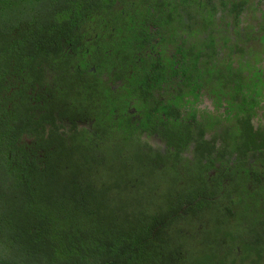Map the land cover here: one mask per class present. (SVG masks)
I'll list each match as a JSON object with an SVG mask.
<instances>
[{
  "label": "trees",
  "instance_id": "trees-1",
  "mask_svg": "<svg viewBox=\"0 0 264 264\" xmlns=\"http://www.w3.org/2000/svg\"><path fill=\"white\" fill-rule=\"evenodd\" d=\"M129 2L132 9L128 0H0V264H238L235 249L259 255L241 264H263V237L234 248L221 233L216 211H207L220 208L205 204L201 168L192 172L179 151L183 161H160L111 125L131 98L109 97V60L95 33L116 52L112 42H140L149 23L173 26L169 0ZM87 51L100 55L96 72L81 61ZM11 68L17 102L5 114L2 78ZM35 88L54 98L52 121L60 105L75 106L85 94L98 140L50 130L46 143V105L42 114L28 94ZM37 119L28 145L23 136ZM249 197L241 192V209L250 208Z\"/></svg>",
  "mask_w": 264,
  "mask_h": 264
},
{
  "label": "flooded vegetation",
  "instance_id": "flooded-vegetation-1",
  "mask_svg": "<svg viewBox=\"0 0 264 264\" xmlns=\"http://www.w3.org/2000/svg\"><path fill=\"white\" fill-rule=\"evenodd\" d=\"M169 1L174 7L172 28L149 23L136 44L114 48L112 42L114 52L95 33L97 47L109 60V97L121 93L122 98H131L123 111L114 113L111 125L133 145L158 152L160 161L180 157L192 172L201 168L202 175H197L208 194L205 204L220 208L207 211H216L221 233L235 242V248L256 236L264 238V0ZM134 6L128 0V9ZM159 11L154 5V15ZM100 59L94 51L81 57L87 72H96L94 62ZM2 82V110L12 113L17 102L14 68ZM28 94L33 106L43 108L42 114L46 105L49 145L50 130L62 138L77 133L98 140L101 133L85 94L76 107L60 105L53 121L52 95L44 88ZM38 120L23 136L28 145L35 141L31 136ZM241 192L254 197L258 193L248 210L236 201ZM250 212L259 220L249 221ZM235 251L238 264L247 257L259 258L256 252Z\"/></svg>",
  "mask_w": 264,
  "mask_h": 264
},
{
  "label": "rangeland",
  "instance_id": "rangeland-1",
  "mask_svg": "<svg viewBox=\"0 0 264 264\" xmlns=\"http://www.w3.org/2000/svg\"><path fill=\"white\" fill-rule=\"evenodd\" d=\"M122 4H120L119 2L117 3V9L120 11V12H122L123 13V10H124V6H123V2H121ZM126 7L128 8V4L126 3ZM254 194H256L255 195V197H254V195H253V197L252 198H250L249 197V200L251 201V202H254L255 201V198H256V196L258 195V193H255L254 192ZM258 209V208H257ZM259 216L258 214H255V213H253V212H250V213H247V219L249 220V221H257V220H259V219H253V216ZM197 227H199V226H197ZM244 226H242L241 227V231L243 232L244 231ZM263 236H264V234H263ZM264 264V263H263Z\"/></svg>",
  "mask_w": 264,
  "mask_h": 264
}]
</instances>
